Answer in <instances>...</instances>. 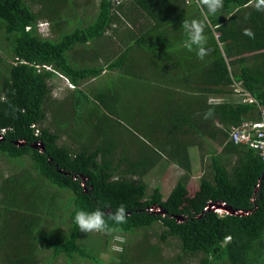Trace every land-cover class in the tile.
<instances>
[{"label": "trees", "instance_id": "obj_1", "mask_svg": "<svg viewBox=\"0 0 264 264\" xmlns=\"http://www.w3.org/2000/svg\"><path fill=\"white\" fill-rule=\"evenodd\" d=\"M73 1L0 0V156L29 161V170L0 180L1 261L264 264V161L228 140L231 126L259 119L256 104L232 97L233 81L264 108V11L255 0H223L222 10L208 14L209 54L199 59L181 27L207 14L198 0H97L91 21ZM40 20L49 25L44 36ZM101 72L119 85L80 87ZM54 75L73 85L59 101L50 94ZM83 118L76 137L69 134ZM192 148L204 166L193 210L180 205ZM162 161L183 171L165 197L157 188L147 193L143 181ZM208 202L248 213L218 215ZM121 204L127 223L81 242L77 211L108 214ZM152 206L164 215L149 212ZM153 225L160 231L149 242ZM112 237L121 238L118 251ZM169 241L176 251L166 256ZM39 249L49 256L40 259Z\"/></svg>", "mask_w": 264, "mask_h": 264}, {"label": "rangeland", "instance_id": "obj_2", "mask_svg": "<svg viewBox=\"0 0 264 264\" xmlns=\"http://www.w3.org/2000/svg\"><path fill=\"white\" fill-rule=\"evenodd\" d=\"M73 2L77 3L78 5H80V7H82L84 13H88L86 15H83L81 18L84 20H90L93 18V14H95V10H96V5H97V0H74ZM76 4V6H77ZM72 10L75 12L77 10V7H71ZM34 9L36 10L37 7H34ZM80 13V12H79ZM82 15V14H81ZM45 20H40L37 22V24H39V27H37V32L44 36V33L41 34L40 32H44L45 29H48V22L47 26L44 24ZM85 23H82V25H84ZM121 26V30H124L123 24L120 25ZM125 26V25H124ZM74 27H78L75 24L69 26L66 31H69L71 29H73ZM117 29V28H116ZM49 30V29H48ZM40 31V32H39ZM119 32H121L118 29ZM106 36L109 35V32L105 34ZM48 36V35H47ZM110 36H112V34H110ZM49 37H54V35L49 34ZM118 38L120 37V35L117 36ZM111 41H117V38H111ZM75 48V47H74ZM103 49H105V47H103ZM87 51L89 53H94V48L91 45V43L88 45L87 47ZM72 52V51H71ZM71 52H69V55L71 56ZM96 58V57H95ZM97 62L94 63V65H101L102 61L97 58L96 60ZM113 74H107L105 75V73L103 74L101 72V75L99 77H97L96 79H90L88 81H85L83 84H81V88H86V87H93V88H99L102 90H105L106 86L109 85H113V87L119 85L120 81L117 79H113ZM106 76H110V77H106ZM112 79V82H109L107 80ZM49 85L51 86V99L55 100V101H59L62 100V98L65 97V93L66 90H69L65 87L64 81L62 78H59L57 75H54V77L49 81ZM232 97L235 98V96L232 94ZM236 99V98H235ZM46 118H47V122L50 119L48 116V113L46 114ZM84 120L85 118H83L81 121L79 122L76 126V128L72 129V130H68L69 134H72L73 136H75V132L80 131L83 128V124H84ZM137 124V121H136ZM64 136V135H63ZM62 136V137H63ZM139 139H142L141 137H139L138 135H136ZM61 137V138H62ZM76 137V136H75ZM59 143H63L65 145L70 144V140L67 137L62 138ZM200 152H198V150L196 148H192L189 150V158H190V166H191V173L190 178L188 179L187 183H186V191L184 193V197L182 202L180 203V205L182 207L185 208H189L191 210L194 209L197 201L201 198L200 195V191H199V187L196 183L197 177H199V175L201 174L202 168L204 167L201 164V160L199 157ZM26 168V169H25ZM29 161L27 158H23L22 160L19 161H11L8 160L2 156H0V180L1 178H4L6 176L9 175H13V174H18L21 173L25 170H29ZM183 173V171H177V169H175V166L166 163L164 161L160 162L159 164H157V166H155L154 168L150 169L146 175L143 177V181L146 183L147 185V193H150V191L153 188H157L159 190V193L162 196H166L169 193V190L171 189V187L178 181L179 175H181ZM160 231V228L158 227V225H153L151 227L150 230H147L145 233H147L149 242H155L156 238L154 236L153 233H158ZM143 234V232L138 233V235ZM86 236H91L94 239H100L102 240L103 238L101 237V235L99 233H85L81 231V236H80V240L83 243H87L88 241H94L93 239L89 240V238H86ZM135 237V236H134ZM127 242L131 241L132 239H129L127 237ZM136 240H138V238L136 237ZM113 241V237L110 240V245L113 247L112 244ZM170 245L165 246L163 249L164 254L167 255H172L175 251L176 248L174 246L173 241H169ZM49 256V251L44 250V249H39V258H46ZM106 254L102 253L101 254V258L105 259ZM36 258L38 260V256L36 255ZM48 258L45 259V261L42 264H46ZM0 264H6L3 260L1 261V256H0ZM52 264H63V260L62 258H58L55 261H52ZM73 264H90L89 262H79L77 260L74 261ZM188 264H197L196 260L193 259L190 262H188Z\"/></svg>", "mask_w": 264, "mask_h": 264}, {"label": "clouds", "instance_id": "obj_3", "mask_svg": "<svg viewBox=\"0 0 264 264\" xmlns=\"http://www.w3.org/2000/svg\"><path fill=\"white\" fill-rule=\"evenodd\" d=\"M198 2L201 7L207 10V14L201 19H192L190 21L183 20L181 27L184 29L185 35L187 37L185 41V47L189 51H193L195 46L197 57L199 59H203L209 54V50L207 48V37L205 35V29L208 26V14L215 15L217 12L222 10L224 4L223 0H198ZM255 8L257 11H264V0H255ZM37 27H39V24L37 25ZM40 33H44V35L47 34V28L44 32ZM243 34L250 38H254L255 36L250 28L244 29ZM65 87L69 89L66 85ZM208 115L209 114H206L205 118H208ZM208 203L207 207H209V210L216 212L218 215L225 213L223 209L226 208L231 211H238L232 210L223 202H215L216 204L211 203V206H208ZM127 217L128 213L126 210V206L121 204L114 212L108 214H106L105 211L100 208H96L93 211L79 210L75 214L74 222L78 226L79 230L85 233H109L115 230V226L127 223Z\"/></svg>", "mask_w": 264, "mask_h": 264}, {"label": "built area", "instance_id": "obj_4", "mask_svg": "<svg viewBox=\"0 0 264 264\" xmlns=\"http://www.w3.org/2000/svg\"><path fill=\"white\" fill-rule=\"evenodd\" d=\"M37 67V66H36ZM42 68L48 70V67L42 66ZM64 84L72 89L73 85L64 77H62ZM232 94L235 98L243 103L256 104L257 110L259 112L258 120H244L236 126H231L228 131V140L232 143H240L248 146L251 149L256 150L257 154L264 161V108L257 105L256 101L250 96L248 92L244 90L241 86L240 82H232L231 84ZM35 148H38L40 151L42 150V145L40 143L34 144ZM83 186V183H82ZM216 204V203H215ZM211 203H208V206H211ZM206 209H209L207 207ZM149 212H153L155 214L164 215V213H160L162 209L159 207H149L147 209ZM225 213L232 215H246L248 212L241 211H231L229 209H223ZM180 218V217H179ZM121 238L114 237L113 238V250H119V242Z\"/></svg>", "mask_w": 264, "mask_h": 264}, {"label": "water", "instance_id": "obj_5", "mask_svg": "<svg viewBox=\"0 0 264 264\" xmlns=\"http://www.w3.org/2000/svg\"><path fill=\"white\" fill-rule=\"evenodd\" d=\"M33 148H35V146H33ZM160 213H164L163 210L160 211ZM177 220H181V218L177 217Z\"/></svg>", "mask_w": 264, "mask_h": 264}, {"label": "crops", "instance_id": "obj_6", "mask_svg": "<svg viewBox=\"0 0 264 264\" xmlns=\"http://www.w3.org/2000/svg\"><path fill=\"white\" fill-rule=\"evenodd\" d=\"M175 169H177V171L179 170L178 168H175ZM179 171H181V170H179ZM191 171H192V169H191ZM187 188V187H186ZM183 200V199H182ZM182 202V201H181Z\"/></svg>", "mask_w": 264, "mask_h": 264}, {"label": "bare ground", "instance_id": "obj_7", "mask_svg": "<svg viewBox=\"0 0 264 264\" xmlns=\"http://www.w3.org/2000/svg\"><path fill=\"white\" fill-rule=\"evenodd\" d=\"M216 210H218V209H216Z\"/></svg>", "mask_w": 264, "mask_h": 264}]
</instances>
